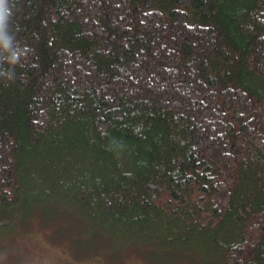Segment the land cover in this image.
Wrapping results in <instances>:
<instances>
[{"label": "trees", "instance_id": "obj_1", "mask_svg": "<svg viewBox=\"0 0 264 264\" xmlns=\"http://www.w3.org/2000/svg\"><path fill=\"white\" fill-rule=\"evenodd\" d=\"M4 7L1 225L59 196L106 234L264 264V0Z\"/></svg>", "mask_w": 264, "mask_h": 264}, {"label": "rangeland", "instance_id": "obj_2", "mask_svg": "<svg viewBox=\"0 0 264 264\" xmlns=\"http://www.w3.org/2000/svg\"><path fill=\"white\" fill-rule=\"evenodd\" d=\"M34 206L22 201L6 214L7 225L0 224V264H222L202 256L200 249L183 251L159 239L106 234L59 196L47 210ZM123 240L133 247L119 251L116 244Z\"/></svg>", "mask_w": 264, "mask_h": 264}, {"label": "clouds", "instance_id": "obj_3", "mask_svg": "<svg viewBox=\"0 0 264 264\" xmlns=\"http://www.w3.org/2000/svg\"><path fill=\"white\" fill-rule=\"evenodd\" d=\"M4 2L5 0H0V31H2V29L4 28L6 20L10 18L9 13L11 12V9H7L4 7ZM0 41L3 42V47L5 49L9 47V42L7 40H4L2 35H0ZM19 58H20V52H13L10 57V63L11 64L18 63Z\"/></svg>", "mask_w": 264, "mask_h": 264}]
</instances>
